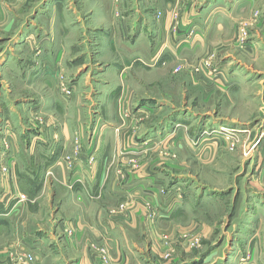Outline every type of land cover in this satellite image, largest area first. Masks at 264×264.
Returning a JSON list of instances; mask_svg holds the SVG:
<instances>
[{"label":"crops","instance_id":"1","mask_svg":"<svg viewBox=\"0 0 264 264\" xmlns=\"http://www.w3.org/2000/svg\"><path fill=\"white\" fill-rule=\"evenodd\" d=\"M43 1L28 17L25 28L12 38L9 49L0 53V78L8 77L13 89L24 93L14 99L0 92V125L9 120L14 132L11 151L0 145V162L4 163L5 150L8 162L13 164L8 197L0 177V264H7L6 250L11 240L33 246L37 264H100L91 247L94 244L109 248L113 264H157L149 254L157 252L159 244L150 240L152 236H175L189 224L200 222L209 238L215 228H221V220L222 231L231 243L219 263L264 264V190L259 179L264 178V12L260 28L252 30L242 44L235 40L237 19L250 15L264 0H203L195 12L187 15L182 34L177 39L173 36L167 48L169 43L164 42L162 32L168 28L170 17L152 22L147 20L146 9L137 6L154 0H140L136 7L134 0H92L88 12L94 21L87 27L79 8L69 1ZM174 2L159 0L162 9ZM85 28L95 32L97 42L105 45L101 56H106L110 65L99 69L103 75L93 73L87 64L88 55L82 46ZM236 47L240 52L237 56L232 52ZM215 52L217 58L207 62L220 70V78L211 80L204 72L194 76L192 82L187 70V88L191 93L207 95L206 100L220 93L221 105L226 107L244 109L247 104L255 105L260 112L257 121L200 117L189 106L184 111L188 116H181L180 105L171 102L174 116L162 118L136 134L134 118L122 116V110L134 107V101L129 100L124 109L120 104L126 93L134 95L137 90L129 84L130 70L150 66L155 56L160 64H171L183 56L197 60ZM45 63L55 66L53 74L44 72ZM60 70L67 71L73 84L69 94L59 88L60 80L55 75ZM197 80L200 84L195 83ZM0 90L8 93L5 82H0ZM94 98L98 101L96 107ZM157 102L140 100L135 104L137 115L154 111ZM159 103L160 110L168 106V102ZM36 108L46 120L43 123L25 115ZM181 117L191 129L178 148L179 153L192 159L187 174H180L176 163H164L160 155L170 151L163 147L165 131L171 124L181 126ZM209 125L239 132L243 140L254 135L253 141L235 153L216 151L205 141V146L198 142L208 139L205 127ZM5 135L0 131V141ZM257 138L263 142L255 148ZM76 140L81 141L83 149L74 170L67 171L60 160L72 151ZM191 140H197L198 146H191ZM129 141L136 144L125 149ZM213 152L221 157L217 159L219 164L244 152L241 163L248 164L250 172L243 166L245 178L238 179L241 170L234 184L223 181V177H214L218 181L212 182L200 180L195 164L206 163ZM91 157L94 163L90 165L87 162ZM120 168L124 177L118 173ZM19 194L26 198L20 199ZM240 196L241 207L229 223L222 215ZM196 262V257H191L174 264Z\"/></svg>","mask_w":264,"mask_h":264},{"label":"rangeland","instance_id":"2","mask_svg":"<svg viewBox=\"0 0 264 264\" xmlns=\"http://www.w3.org/2000/svg\"><path fill=\"white\" fill-rule=\"evenodd\" d=\"M67 1H69L70 4H73L74 7L79 8L80 17H82V22H84V24L87 23L86 27L88 26V23L90 21H94L92 14L88 12L89 8L93 4L92 0ZM134 1L135 7L137 5L136 2H141L140 0ZM202 2L203 0H175V2L171 6L169 5L166 7V9H162L163 5L159 3V0H154V2L150 3L149 5L146 3L145 6L140 4L137 6H142V9H146L147 20H153L152 22L159 21V18L161 19L164 16L165 18L170 17L169 26L167 29L164 28L162 35L164 42L172 43L174 39L173 36H175L177 39V37L182 34L181 27L187 15H191L193 12H195L197 7ZM43 4V0H0V53L9 49L12 38L14 36H17V34L22 28H25L27 20L30 18L29 16L32 14L35 7L42 6ZM116 10L120 9L118 8ZM153 10L155 11V13H153ZM262 12H264V1H262L257 6V8L252 11L250 15H243L237 19L235 24L238 30L235 39L237 43L240 42L239 44H242L243 41H246L251 36L252 30L260 28L259 19L261 18ZM10 21L14 22L13 25L9 24ZM149 32L151 33L153 31L149 29ZM95 35V32H93L92 30H86L85 28V41L82 46L85 51V54L88 55L86 61L87 64L91 66V70H93V73L99 72L98 75H103L101 74V72L103 71H100L99 69H107L110 63L108 60H105V58L108 59L106 56L104 58L101 56L102 50L105 45L102 42L98 43ZM150 38L152 39L153 37L151 36ZM170 43L165 45V47H171L172 44ZM238 48L242 47L239 46ZM232 52L235 56L240 53L237 47L233 48ZM98 53H100L99 59L97 58ZM215 58H217L216 52L205 55L203 57H199L197 60H193L189 57L183 56L180 57L178 60H172L173 63L171 64L166 61L160 64L159 61L154 62V60H151L148 65L151 64L150 66H153L152 68L150 66L132 68L129 73V84H132L133 88H136L137 90L134 95H131L129 92L126 93V97L121 101L120 104L121 108L124 109V105H128L129 100L134 101V107L122 110V116H124L126 119L134 118L133 120H135V124L133 128H135L136 134L143 132L151 125L159 123L162 118H165V120H167L168 118H171V116H174L176 113H174L173 109H171V102H173L174 105H180V107L182 108L180 110L181 116H188L187 112L184 113V111H187V106H189L192 107L194 109L193 111H195V113L200 117L203 115H211L217 118H225L229 116L245 123H255L260 114L259 108L257 106L247 104V108L244 109H235L231 106L226 107L225 105H221V103L223 102V97L220 93H215L211 96L210 100H206L207 95H204L203 93L199 92L196 94L191 93L187 88L188 81L190 80L188 74L190 73L192 75V82H194V76L197 77V74L201 73H208V77L211 80L217 81L220 78L218 77V79H215L214 74L209 75L210 72H220L217 67H213V65H211L213 64L211 62L215 60ZM109 59H111V57ZM208 60H210L211 62H207ZM99 64L100 66H97V69L93 68L94 65L96 66ZM157 65H163L164 67L157 68ZM187 70L190 73H188ZM55 76L56 78H58V80H60L58 84L59 88L65 91L66 94H69V88L72 87L73 84L69 81L67 71L60 70ZM4 77L5 76H1L0 82H5V86L9 88V91L7 93L3 92V90H0L1 94H3L4 96L10 95L9 97H13L14 99L20 98L19 96H23L24 93H19L15 91L12 87V83L7 82L8 77L6 76L7 79H5ZM108 79L113 80V77H108ZM199 82L200 81L197 80L195 83L198 84ZM91 83L93 84L94 82ZM93 85L96 86L95 83ZM139 86H141L142 89H140ZM144 99H155L156 101H158L157 104L159 105V101H163V103L168 102V106L165 105L163 106V109L160 110L161 105H158L157 107H154V111L148 110V112L145 111L144 114L137 115L135 111V104H138L140 100ZM94 101L96 107L98 101L96 98H94ZM30 112V114H25L26 116H29V120L34 119L40 123L44 122V116L40 115L39 108H36L35 110L33 109ZM181 122V126L178 127L176 126V124L174 126L171 124L169 125V128H167V131H165V133L167 134L165 137H167V139L166 141H164L165 143L163 142V144H165V146L163 147L170 151L160 152V155L163 158L164 163H176L179 167V173L187 174L186 168L188 166L189 161L192 159L188 158L185 154L181 152L179 153L178 148L179 145L186 142L187 137L190 136L191 129H188L186 125L187 123L182 117ZM28 126L33 127V124L31 123L30 125L28 123ZM197 127H199V125ZM205 130L207 131L206 137H208V139L205 138L202 141L199 140L198 142H200V145L205 146V144H209L208 146H210L211 148H215V150L216 148L219 150L224 149L228 150L230 153H235L239 151L240 148L243 146L247 147L249 142L251 140L253 141L254 137V135H252L247 139L244 138L245 140H243L239 132H235L229 128L221 126L209 125L205 127ZM0 131L2 135L7 134L3 138L4 140L0 141V145L2 144L1 146H3V148L5 150H8L9 152L13 149L14 145V132L11 127V122L9 120H5L4 123L0 125ZM179 133L181 134L180 138ZM228 133L236 134L237 140L230 141L231 138H229L230 135ZM261 139L262 138H257L254 141L253 146L255 148L262 144L263 140ZM198 142L197 140H191L190 144L191 146H198ZM135 144V141H129L125 149L131 148ZM81 149H83V144L81 143V141L76 140L75 143H73L72 151L69 154H65L60 160L65 170H74L75 162L81 153ZM5 150L3 153L2 160L4 163L0 162V177L2 178V181H6L4 183L6 184V194L9 193L10 196L12 191L10 185L12 181H9V178L7 177L8 172L3 171V169L8 168L9 170H11V166L13 164L8 162L7 159L9 158V155L5 154ZM241 156L229 157L228 159H226V162L223 161V163L219 164L217 163V161L219 160L218 158L221 159V157L218 156V153L213 152V155L208 157V161L206 162L207 164H195L196 177L204 182H212L216 180L215 178L223 177V181H232L231 183L234 184L236 182L235 179L237 178L236 174H240L238 172L242 170L243 166L246 168V170L248 169V171L250 172V167H248V164L244 163V165L242 166L241 163L242 158L246 156L244 155V152L241 153ZM65 158H69L70 160L66 161ZM69 162H72V164H70ZM87 163L90 165L93 164L94 157H91ZM222 169L227 170V172H218ZM211 170L213 171L212 174ZM246 170H242L243 174H241L240 178L238 177V179H243V177L245 178V175L247 173ZM214 172H217L218 177L215 176ZM118 173L121 177L125 176L124 170L121 168L118 170ZM259 179L261 180L260 188L261 190H264V178L261 179L260 177ZM222 183L225 184L224 182ZM19 197L20 199H22L25 196L19 194ZM241 200L242 198L240 196L235 199V203H232L231 205L227 206V212L222 216H225V219H227L228 222L232 220L235 216H237L239 208L241 207ZM123 206L124 205L121 204L120 208H122ZM219 223L221 224V228H215L212 236H210L209 238L207 237L208 235H205L204 227L202 226V224H200V222L189 224V226H186V228L188 227L187 229L182 230V232L175 236L166 233L160 238L152 236L150 240H153V242L157 240L159 241L160 245L158 244L157 252L155 251L156 253H152L149 251V254L152 257L153 261L157 264H174L175 262H179L181 259L190 260L191 257H196V264H220L219 262L222 260V258H225L226 256L225 250L227 246L230 245L231 240L229 239L227 234H224L222 231L223 220H221ZM12 241L13 240H11L9 246H7V256L5 257V259L7 261V264H19L15 257H22L23 260H25L26 256L23 255L24 251L19 246L18 240L14 241V243ZM91 247L100 259V264H113L112 257L114 256L113 254H110V250L108 247L98 244H94ZM162 247L164 248L162 249ZM31 253L34 256V260L31 261V264H37L34 250H32ZM242 260L243 259H241V261Z\"/></svg>","mask_w":264,"mask_h":264},{"label":"built area","instance_id":"3","mask_svg":"<svg viewBox=\"0 0 264 264\" xmlns=\"http://www.w3.org/2000/svg\"><path fill=\"white\" fill-rule=\"evenodd\" d=\"M152 60H154V62H158L160 60V58L155 56ZM55 69H56L55 66H53V65H51L49 63H45L44 64V72L46 74H53L55 72ZM212 74L215 75V79H218V77H220V75H221V72H214V73L210 72L209 73V75H212ZM228 134L230 135L229 138H231L230 141H236L237 140L236 134H232V133H228ZM65 159H66V161L70 160L69 158H65ZM69 163L72 164V162H69ZM3 171H7L8 172V176L7 177L9 178V181L10 180L12 181L13 180L12 179V173L10 172V170L8 168L7 169L4 168ZM4 182H6V181H4ZM8 196H9V193L7 194L6 197H8ZM19 246L23 249V251H24L23 255H25L26 257H25V260H23L22 257H15L17 262L19 264H31V261L34 260V256L31 253V251L33 250V246H29L28 244L24 243L23 241L19 242Z\"/></svg>","mask_w":264,"mask_h":264},{"label":"bare ground","instance_id":"4","mask_svg":"<svg viewBox=\"0 0 264 264\" xmlns=\"http://www.w3.org/2000/svg\"><path fill=\"white\" fill-rule=\"evenodd\" d=\"M222 130V129H221Z\"/></svg>","mask_w":264,"mask_h":264}]
</instances>
